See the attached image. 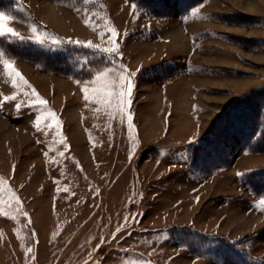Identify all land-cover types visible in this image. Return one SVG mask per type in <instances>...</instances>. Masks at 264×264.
<instances>
[{"label": "rangeland", "instance_id": "rangeland-1", "mask_svg": "<svg viewBox=\"0 0 264 264\" xmlns=\"http://www.w3.org/2000/svg\"><path fill=\"white\" fill-rule=\"evenodd\" d=\"M0 11L19 33L4 37L35 40L36 27L49 34L43 44L79 41L103 54L77 77L0 45V264H264V192L248 181L264 149L234 152L216 126L264 88V0H202L161 16L131 0H13ZM121 65L133 74L123 113L91 91L104 67L126 91ZM213 131L232 160L199 171L192 151Z\"/></svg>", "mask_w": 264, "mask_h": 264}, {"label": "trees", "instance_id": "trees-1", "mask_svg": "<svg viewBox=\"0 0 264 264\" xmlns=\"http://www.w3.org/2000/svg\"><path fill=\"white\" fill-rule=\"evenodd\" d=\"M131 1L148 14L161 16L168 15L166 12L168 7L173 9L177 15L184 14L202 0ZM11 6H13V0H0V9H7ZM0 45L10 56L24 57L53 71L77 77L90 76L93 73V68L103 62V54H99L96 50H89L77 43H63L61 47H55V45L38 43L36 40L27 37L21 39L7 36L0 37ZM227 116L225 119L222 118L223 120L221 118L217 119L216 126L223 132L221 134L222 137L224 136V139L231 144L234 152L264 149V88H258L248 93L242 98V101L240 100L239 103L234 104L230 108ZM214 134L215 131L210 132L194 146L195 149L192 151L193 167L199 171L225 165L232 160V156L223 157L220 150L224 145L217 143ZM250 176L248 181L252 189L255 192L263 193L264 168L253 171ZM186 239L189 240V238ZM225 242H227L226 245L229 248L222 247L219 250L220 253L228 250L232 251L229 245L231 242L227 240ZM240 254H243L241 250L237 255ZM222 255L225 257L224 254ZM235 262H239V264H254L247 257L240 258L239 261Z\"/></svg>", "mask_w": 264, "mask_h": 264}, {"label": "snow or ice", "instance_id": "snow-or-ice-1", "mask_svg": "<svg viewBox=\"0 0 264 264\" xmlns=\"http://www.w3.org/2000/svg\"><path fill=\"white\" fill-rule=\"evenodd\" d=\"M14 17L6 14L3 11H0V37H4L6 35H11V36H19V33H17L13 28L8 27V22L13 20ZM32 32L35 34V40L38 43L43 44L45 42L44 38L45 36H48V33H43L40 34L37 32L36 27L32 28ZM111 37L113 38V42L116 43V40L118 39V33L116 29H112L111 30ZM21 39H23V37H20ZM53 43L59 44L60 41L58 39H53ZM77 44H79V41H76ZM88 47H92V45L89 43ZM117 47H111V48H105V49H100V51L112 54L117 52ZM3 54L0 53V56H2ZM4 67L5 69L8 71L9 75H13L14 77L18 78L20 81H22L25 85H28V82L26 80H24L23 76L15 70L14 65H13V61L5 59L3 61ZM121 68V72L122 75L120 77L121 81H126V91L124 90H120L117 91L116 89V85L110 80L109 78V74L113 72V69L111 67H104L102 69H100L99 71L96 72L94 79L92 80L93 84H97L99 85V87H94L91 89L92 93L94 96H96V99L94 100V102L96 104H104L108 107L111 106H115L118 109H120V111L123 113V111L128 108L131 103V96L133 93V84L130 80V77L133 75L132 73L127 72V69L124 68L123 65L120 66ZM126 73V75L124 74ZM13 83L15 84V80L13 81ZM29 87H31L30 85H28ZM121 89H123L125 87V84L122 83L120 85ZM83 92L85 93V100L87 101L89 99V96L87 95L89 93V88L85 87L83 89ZM32 94L35 97V103L40 105L41 107L46 108L48 101L42 99L39 96V93L36 92L35 89H32ZM5 100L11 99V100H15V97H5ZM49 112V116L51 118L52 121H55V128L57 130V132H59L60 129V122L58 121L56 114L51 112V110H48ZM43 119V117H40L39 119H37L36 121V128L40 129V120ZM128 121H129V128L132 127V120L133 117L131 114L128 115L127 117ZM48 127H52V125H48ZM64 141L61 140V143H63ZM61 155H64L63 153H61ZM2 182V181H0ZM17 203H19V201H17ZM117 231H119V229H117ZM29 252L31 251V249L28 250Z\"/></svg>", "mask_w": 264, "mask_h": 264}, {"label": "bare ground", "instance_id": "bare-ground-1", "mask_svg": "<svg viewBox=\"0 0 264 264\" xmlns=\"http://www.w3.org/2000/svg\"><path fill=\"white\" fill-rule=\"evenodd\" d=\"M185 100V99H184ZM57 197V196H56ZM57 200H55V202H56ZM65 202V201H64ZM60 208H62L61 206H59ZM59 210V209H58ZM61 212V211H60ZM55 214V213H54ZM38 215H40V214H38ZM61 218V217H60ZM55 219H56V217H55ZM41 220H42V218H41ZM46 220V219H45ZM48 223V222H47Z\"/></svg>", "mask_w": 264, "mask_h": 264}]
</instances>
